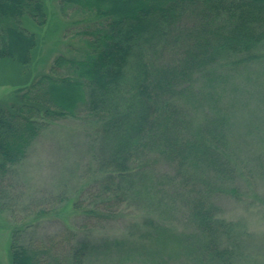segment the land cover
Masks as SVG:
<instances>
[{
    "label": "trees",
    "instance_id": "1",
    "mask_svg": "<svg viewBox=\"0 0 264 264\" xmlns=\"http://www.w3.org/2000/svg\"><path fill=\"white\" fill-rule=\"evenodd\" d=\"M59 2L96 21L76 32L84 37L82 52L56 55L47 72L0 105V182L25 159L46 123L84 113L99 122L96 160L102 176H95L73 208L99 222L111 208L134 205L152 225L139 240L115 238L104 241L105 248L73 231L64 244L50 240L33 247L18 241V228L10 264H90L97 255H114L111 261L118 264H155L159 258L160 264H185L183 257L232 264L233 225L216 217L211 200L236 176L226 155L229 136L217 117L197 122L183 99L192 96L196 77L221 86L227 71L257 58L264 43V0ZM24 16L45 25L43 0H0V61L14 60L21 69L31 63L38 43L20 26ZM189 17L194 24L183 23ZM178 49V60H161ZM178 213L191 232L166 223L163 215Z\"/></svg>",
    "mask_w": 264,
    "mask_h": 264
},
{
    "label": "rangeland",
    "instance_id": "2",
    "mask_svg": "<svg viewBox=\"0 0 264 264\" xmlns=\"http://www.w3.org/2000/svg\"><path fill=\"white\" fill-rule=\"evenodd\" d=\"M43 2L45 25L36 26L27 17L20 18V26L34 33L38 42L31 63L21 69L14 60L0 61L3 107L14 100L19 87L47 72L56 55L82 52L84 37L76 32L96 21L76 7L62 8L59 0ZM183 23L192 25L194 18L189 17ZM260 48L255 60L236 71H227L228 77L221 86L219 82L204 83L203 78L196 77L192 96L183 99L197 122L217 117L225 124L229 136L226 155L236 176L225 185L224 194L211 200L216 206V217L233 225L232 264H264V43ZM180 56L179 49L160 55L161 60H178ZM98 130L99 122L84 113L48 122L33 140L25 159L9 169L0 182V264H10L9 249L13 231L18 228L21 229L18 241L33 247L50 240L64 244V236L73 231L78 239L89 235L92 243L101 248L106 247L104 241L112 242L115 238L139 240L140 234L150 229L148 215L134 205L111 208L105 212V220L99 222L85 219L81 210L73 208L90 189L95 176H102L96 160L101 145ZM39 210H44L45 215L38 216ZM155 214L160 215L158 211ZM163 217L172 229L192 231L182 213ZM81 225L89 227L80 228ZM119 255L125 256V251L121 250ZM111 258L104 260L97 255L89 261L118 264ZM182 259L185 264H197L195 259ZM160 263V258L155 261Z\"/></svg>",
    "mask_w": 264,
    "mask_h": 264
}]
</instances>
